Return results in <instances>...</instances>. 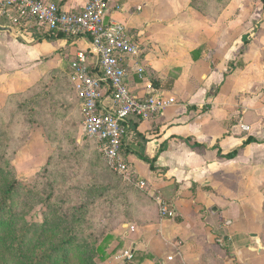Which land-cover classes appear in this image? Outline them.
I'll return each mask as SVG.
<instances>
[{
  "label": "crops",
  "instance_id": "crops-1",
  "mask_svg": "<svg viewBox=\"0 0 264 264\" xmlns=\"http://www.w3.org/2000/svg\"><path fill=\"white\" fill-rule=\"evenodd\" d=\"M46 1L80 11L90 0ZM106 21L126 26L141 48L138 59L124 63L134 95L174 100L157 118L134 121L154 170L138 157L131 128L122 152L131 180L116 174L143 199L137 222L112 233L109 253L123 264H200L207 249L223 257L226 246L240 259L254 255L260 249L253 219L264 216V0H231L218 17L200 14L190 0H109ZM81 54L97 73L88 39L29 42L12 29L0 31V106L65 78L67 98L78 102L82 116L71 79L72 61ZM54 105L51 114L60 115V107L69 118L66 105ZM156 197L173 217L161 214ZM252 200L260 212L249 206Z\"/></svg>",
  "mask_w": 264,
  "mask_h": 264
},
{
  "label": "rangeland",
  "instance_id": "rangeland-1",
  "mask_svg": "<svg viewBox=\"0 0 264 264\" xmlns=\"http://www.w3.org/2000/svg\"><path fill=\"white\" fill-rule=\"evenodd\" d=\"M256 18L259 20L258 16ZM64 79L57 82L55 77L51 82L39 83L37 89L32 87L33 92L29 89L25 94L12 95L0 106V163L9 168L14 179L22 185L20 195L15 196L12 213L17 212L27 222L42 223L48 207L45 200L50 196V205L54 203L61 217H69L71 221L73 210L82 205L85 209L83 215L79 213L80 220L72 219L74 235L89 246L94 244L89 234L98 235L97 245L105 248V254L90 253L96 264H123L114 259V253H109L110 237L113 232H122L138 219V203H130L129 215H125L121 205L107 202L128 184L107 167L99 143L83 131L84 116L80 114V105L71 97L68 100L70 88ZM37 93L47 100L35 102ZM51 95L56 96V102ZM54 103L56 106L66 105L71 110L68 111L69 118L61 117L60 107V115L51 114ZM104 185H116V188L100 193L96 188ZM257 191L261 193L262 189ZM35 193L38 196H33ZM255 193L256 190L251 197ZM251 203L249 206L256 213L260 212L261 205L264 209V202L260 205L252 200ZM253 222L258 223L255 233L260 252L255 250L254 255L241 256L240 259L231 256V249L227 246L226 255L219 252L223 257L207 249L200 264H264V216L262 222L258 217H254Z\"/></svg>",
  "mask_w": 264,
  "mask_h": 264
},
{
  "label": "built area",
  "instance_id": "built-area-1",
  "mask_svg": "<svg viewBox=\"0 0 264 264\" xmlns=\"http://www.w3.org/2000/svg\"><path fill=\"white\" fill-rule=\"evenodd\" d=\"M109 0H90L80 11L62 10L46 0H0V16L11 22L19 37L34 42L36 37L58 36L88 39L96 56L97 73H92L85 55L72 61L71 79L82 100V114L87 137L97 140L106 165L130 181L127 162L122 149L131 132L130 119L157 118L174 102L161 95L139 98L127 83L126 59L134 61L141 54L128 28L114 21H106ZM141 74L143 69L138 68ZM141 187L144 181H138ZM161 214L173 217V211L156 197ZM125 257L131 259L126 252Z\"/></svg>",
  "mask_w": 264,
  "mask_h": 264
},
{
  "label": "trees",
  "instance_id": "trees-1",
  "mask_svg": "<svg viewBox=\"0 0 264 264\" xmlns=\"http://www.w3.org/2000/svg\"><path fill=\"white\" fill-rule=\"evenodd\" d=\"M230 1L190 0V6L204 16L218 17ZM0 25L12 27L11 22L3 18L0 19ZM14 29L16 32L20 30L18 27ZM65 37L64 34L58 35L60 39ZM43 38L52 40L54 36L36 37V40L42 41ZM45 99L47 100L43 95H40L39 98L35 99V102ZM135 119L139 118L132 117L130 124L139 142V149L136 153L142 161L149 164L154 170L153 161L145 155L144 143L146 140L136 132ZM253 141L254 139H249L247 143ZM130 149L131 146L129 145L125 153H129ZM236 155L237 151H234L228 154L226 158L232 159ZM21 186L20 181L14 179L12 171L0 163V264H96L93 255L90 253L104 256L105 248L101 244L97 245L98 235L96 233L89 234V237L93 239V246L84 245V242L74 235L75 227L72 224V219L80 220L79 213L83 215L85 209L82 205L73 210L72 217L70 216L71 221H69V217L68 219L64 216L61 217L59 209L54 207V203L50 205V196L45 200L48 207L43 214L42 223H30L22 219L17 212L13 214L14 199L15 196L20 195ZM115 188L116 185H104L96 189H99L100 193H104V191L108 192ZM33 196L38 195L35 193ZM132 198L136 199L135 203L139 201L136 204L138 207L142 204L143 196L139 192L133 191L131 186L126 185L107 202L112 205L113 203L121 205L126 212L125 215H129L130 203H133ZM128 217L130 218V216Z\"/></svg>",
  "mask_w": 264,
  "mask_h": 264
},
{
  "label": "water",
  "instance_id": "water-1",
  "mask_svg": "<svg viewBox=\"0 0 264 264\" xmlns=\"http://www.w3.org/2000/svg\"><path fill=\"white\" fill-rule=\"evenodd\" d=\"M4 30H9V31H11V29H6L5 27L0 26V31H4Z\"/></svg>",
  "mask_w": 264,
  "mask_h": 264
}]
</instances>
